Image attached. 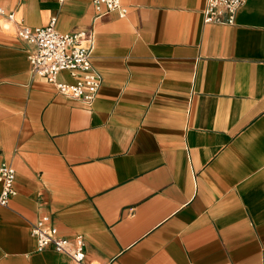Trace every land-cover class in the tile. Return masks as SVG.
<instances>
[{"label":"crops","instance_id":"obj_1","mask_svg":"<svg viewBox=\"0 0 264 264\" xmlns=\"http://www.w3.org/2000/svg\"><path fill=\"white\" fill-rule=\"evenodd\" d=\"M0 0L29 28L84 32L100 84L90 105L31 76L29 47L0 16V264H74L35 251L30 225L80 235L81 264H263L264 0L232 26L204 0ZM56 80L70 84L66 73Z\"/></svg>","mask_w":264,"mask_h":264},{"label":"built area","instance_id":"obj_2","mask_svg":"<svg viewBox=\"0 0 264 264\" xmlns=\"http://www.w3.org/2000/svg\"><path fill=\"white\" fill-rule=\"evenodd\" d=\"M56 1L61 4L67 0ZM243 3L244 0H204L200 11L201 21L204 25L232 26L236 12ZM90 4L96 17L102 13L101 7L105 12H115L120 18L125 15V8L119 0H90ZM0 16L14 26L15 36L29 47L26 58L31 76L44 78L60 95L90 105L100 84L99 75L90 65L93 46L91 36L84 32L58 33L54 29V18L46 26L29 28L15 22L12 13H5L0 9ZM59 73H66L74 81L70 84L58 82L56 76ZM13 180V169L7 163H0L2 207L14 195ZM29 234L34 239L36 252L49 248L55 253L67 256L74 264L83 262L82 236L76 235L71 240L58 237L47 217L36 219L29 227Z\"/></svg>","mask_w":264,"mask_h":264}]
</instances>
